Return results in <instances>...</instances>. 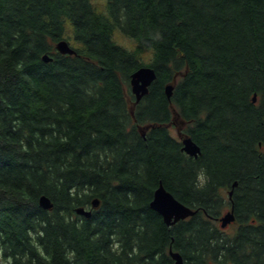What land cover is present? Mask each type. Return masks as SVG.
I'll return each mask as SVG.
<instances>
[{
	"label": "trees",
	"instance_id": "16d2710c",
	"mask_svg": "<svg viewBox=\"0 0 264 264\" xmlns=\"http://www.w3.org/2000/svg\"><path fill=\"white\" fill-rule=\"evenodd\" d=\"M107 11L0 0L7 264H175L171 250L184 264H264V0H106ZM62 39L76 54L56 49ZM142 66L156 78L137 102ZM175 114L197 157L171 134ZM160 183L196 213L169 226L150 205Z\"/></svg>",
	"mask_w": 264,
	"mask_h": 264
},
{
	"label": "water",
	"instance_id": "95a60500",
	"mask_svg": "<svg viewBox=\"0 0 264 264\" xmlns=\"http://www.w3.org/2000/svg\"><path fill=\"white\" fill-rule=\"evenodd\" d=\"M56 49L62 54H76L75 49L70 45V43L62 39L56 43ZM43 59L45 61H50L52 58L48 55H44ZM156 78V73L153 68L142 66L137 69L131 76V87L132 92L136 96V101L139 102L141 98L148 93L149 86ZM173 90V85L168 84L166 86V93L168 97H171ZM254 101H256V95L254 96ZM183 150L190 156L197 157L200 154V147L191 139V137H186L182 141ZM231 194V193H230ZM39 203L44 209H51L53 204L51 200L43 195L39 199ZM99 200L95 199L93 201V207L98 206ZM151 207L156 210L164 219V221L169 225H174L180 220L187 219L188 217L196 213L195 210L184 205L179 200H177L173 194L165 189L162 183L154 192L153 200L151 201ZM78 214L84 216H90L91 211L85 209L84 207H79L76 209ZM235 219L232 212L226 213L221 218V226L225 228L229 223L233 222ZM171 256L175 260V264H184L183 258L179 252L170 251Z\"/></svg>",
	"mask_w": 264,
	"mask_h": 264
},
{
	"label": "rangeland",
	"instance_id": "374dc122",
	"mask_svg": "<svg viewBox=\"0 0 264 264\" xmlns=\"http://www.w3.org/2000/svg\"><path fill=\"white\" fill-rule=\"evenodd\" d=\"M94 5L97 6V8L100 11H105L103 13L108 15V11L106 12V0H92ZM114 39L118 44H121L122 46L128 48V49H133L135 46L134 41L127 37L126 35H124L120 30H117L114 34ZM72 41V40H71ZM70 41V44L72 46H74L75 44H73ZM149 55L146 54L144 56V60L146 62L149 61ZM129 102H130V110L133 112L134 110V101L131 98H128ZM187 123L182 120L178 115H174L173 117V121L171 122V124L169 125V129L171 134L177 138L178 140H183V138H185L187 135L184 134V128L186 127ZM226 194V192H224ZM236 229V226L234 224H231L227 227L228 232H234V230ZM7 260L4 258L1 250H0V264H7Z\"/></svg>",
	"mask_w": 264,
	"mask_h": 264
},
{
	"label": "clouds",
	"instance_id": "9594fccd",
	"mask_svg": "<svg viewBox=\"0 0 264 264\" xmlns=\"http://www.w3.org/2000/svg\"><path fill=\"white\" fill-rule=\"evenodd\" d=\"M198 179H199V184L197 186L202 188L204 184L206 183V176L203 170L199 174Z\"/></svg>",
	"mask_w": 264,
	"mask_h": 264
}]
</instances>
